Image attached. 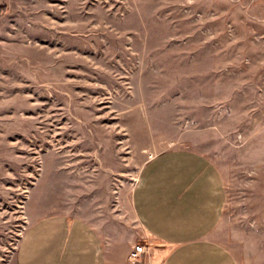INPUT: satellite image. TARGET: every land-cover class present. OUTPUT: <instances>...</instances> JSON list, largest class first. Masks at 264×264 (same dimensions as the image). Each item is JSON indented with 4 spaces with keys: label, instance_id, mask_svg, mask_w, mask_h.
<instances>
[{
    "label": "rangeland",
    "instance_id": "1",
    "mask_svg": "<svg viewBox=\"0 0 264 264\" xmlns=\"http://www.w3.org/2000/svg\"><path fill=\"white\" fill-rule=\"evenodd\" d=\"M0 6V264L33 192L34 215L102 217L171 148L217 163L227 200L213 235L264 264V0Z\"/></svg>",
    "mask_w": 264,
    "mask_h": 264
},
{
    "label": "crops",
    "instance_id": "2",
    "mask_svg": "<svg viewBox=\"0 0 264 264\" xmlns=\"http://www.w3.org/2000/svg\"><path fill=\"white\" fill-rule=\"evenodd\" d=\"M33 197L12 264H242L213 235L223 218L226 185L217 163L196 149L152 156L128 202L102 217L60 210L34 215ZM138 243L148 250L134 260Z\"/></svg>",
    "mask_w": 264,
    "mask_h": 264
},
{
    "label": "built area",
    "instance_id": "3",
    "mask_svg": "<svg viewBox=\"0 0 264 264\" xmlns=\"http://www.w3.org/2000/svg\"><path fill=\"white\" fill-rule=\"evenodd\" d=\"M148 250V247L145 243H138L135 246V250L132 253V258L138 260L139 257Z\"/></svg>",
    "mask_w": 264,
    "mask_h": 264
},
{
    "label": "trees",
    "instance_id": "4",
    "mask_svg": "<svg viewBox=\"0 0 264 264\" xmlns=\"http://www.w3.org/2000/svg\"><path fill=\"white\" fill-rule=\"evenodd\" d=\"M2 6H0V8H1Z\"/></svg>",
    "mask_w": 264,
    "mask_h": 264
}]
</instances>
